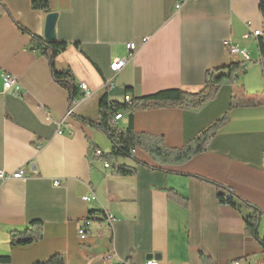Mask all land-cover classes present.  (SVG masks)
<instances>
[{
  "label": "crops",
  "instance_id": "obj_1",
  "mask_svg": "<svg viewBox=\"0 0 264 264\" xmlns=\"http://www.w3.org/2000/svg\"><path fill=\"white\" fill-rule=\"evenodd\" d=\"M32 1L0 0V173L24 171L23 179L0 181V264H35L54 255L64 264H202L201 255L209 264L263 261L262 247L245 233V218L258 210L264 235V57L259 39L243 38L248 28L264 30L261 0H189L178 12L175 0H49V13L57 14L55 40L67 45L55 70L68 71L77 89L70 117L69 92L30 48L31 35L43 38L48 14L33 10ZM225 41L249 60L230 58ZM117 60L125 63L112 72ZM239 62L244 73L203 107L140 110L115 124L181 149L228 112L204 152L181 165H160L140 150L134 161L109 163L133 169L129 176L112 175L94 156L112 145L77 118H98L99 101L110 91L105 80L116 92L130 89L132 99L173 89L197 93L207 71ZM4 75L16 79L20 96L3 90ZM234 94L253 104L228 111ZM110 100L122 103L123 95ZM168 191L186 204L170 200ZM90 193L96 199L83 201ZM220 194L236 206L219 203ZM91 212L95 221L80 240L77 230ZM103 213L114 219L111 227ZM34 221L42 224V239L11 247V233Z\"/></svg>",
  "mask_w": 264,
  "mask_h": 264
},
{
  "label": "trees",
  "instance_id": "obj_2",
  "mask_svg": "<svg viewBox=\"0 0 264 264\" xmlns=\"http://www.w3.org/2000/svg\"><path fill=\"white\" fill-rule=\"evenodd\" d=\"M33 10H39L46 13L50 12L49 0H33L31 2ZM259 10L264 18V0L259 3ZM67 45L57 40L46 41L43 38L32 36L30 41V48L32 51L43 57L49 67V72L52 79L61 87L66 89L70 98L74 99L77 89L74 85V80L68 71L57 72L55 70V61L57 57L63 53ZM258 49L262 57H264V42L262 39L258 40ZM245 71L244 63H230L225 67L213 69L205 73V82L203 87L197 93H188L181 90L173 89L155 93L153 95L132 99L131 102L122 103L111 101L110 98L122 94H130V89H124L121 92L114 90L106 91L101 97L98 105V118L95 121L77 118L80 122L95 128L106 135L110 141L111 151L102 155L100 158L108 163H115L119 160H135L134 155H131V150H140L160 165H181L198 154L204 152L209 141L216 135L221 127L225 125L228 120V112L222 115L215 122L210 124L197 137L187 143L181 149H170L163 143V139L146 134H136L129 126L124 129H118L111 121L115 114L121 113L128 115L129 119L135 111L162 109V108H177L181 110H196L203 107L209 101L213 100L220 87L225 85H234L239 75ZM253 103L251 101H238L237 94L231 97L229 110L237 107H249ZM117 175L129 176L133 175L135 171L125 166H115ZM202 182H207L199 177H194ZM168 198L179 204H186V201L174 192H167ZM219 203H227L235 207L231 197L224 199L220 194L218 195ZM90 214H95L91 212ZM261 218V213L258 210H253L249 216L245 218V233L248 237L256 240L264 252V235H259L258 227ZM42 224L39 221H34L29 224V227L22 232H13L10 235V246H27L38 242L42 239ZM202 264H209V259L200 256ZM35 264H64L63 258L60 255H54L44 262Z\"/></svg>",
  "mask_w": 264,
  "mask_h": 264
},
{
  "label": "built area",
  "instance_id": "obj_3",
  "mask_svg": "<svg viewBox=\"0 0 264 264\" xmlns=\"http://www.w3.org/2000/svg\"><path fill=\"white\" fill-rule=\"evenodd\" d=\"M189 0H175V5H174V9L176 12H178L181 8V6ZM243 38H252V39H262L264 42V30H251V29H247V32L243 35ZM147 39H142V44L146 43ZM223 47L226 50L228 56L230 58H236L238 56H240L244 61L249 60L247 54L242 51L239 50L236 46L232 45L230 41H225L223 42ZM127 51L131 54V57L133 55V53L136 51V46L135 44L131 43L129 45L126 46ZM125 63V60H117L115 62H113L110 65V70L112 72H116L117 70H119V68L121 66H123V64ZM105 90H111L113 87V83L111 80H105L104 84H103ZM10 89H13V92L20 96V88L17 85V81L14 77L10 76V75H4L3 76V90L4 91H8ZM80 90L83 92L84 96H88L89 92L87 90V87L85 84H80ZM123 100L126 103H130L131 102V95H125L123 97ZM76 104V101L74 99H71L70 103H69V107L67 109L66 112V117H69L72 115L73 111H74V105ZM122 118V114L121 113H117L114 115L111 123L112 124H116V122ZM137 150H131V155H135ZM95 157H101L103 155V153L100 150L95 149L93 152ZM104 168L105 169H111V166L108 162H104ZM261 168L264 170V156L261 159ZM110 173L112 175H116L117 171L116 169H111ZM24 177V171L22 169H19L18 171L11 173L9 175H5L4 173H0V181L5 180L6 178H11V179H23ZM96 198L95 196L90 193L86 196L82 197L83 201L86 202H91L94 201ZM96 218V214H88L87 217L81 222L78 230H77V234L80 240H84L88 234V230L89 227L91 226V224L95 221ZM109 227H111L114 219L109 216L106 213L102 214V218H101ZM123 264H127V263H123ZM141 264H158L156 260L154 259H149L147 261H145L144 263ZM230 264H244L241 261H233ZM259 264H264V260L261 261Z\"/></svg>",
  "mask_w": 264,
  "mask_h": 264
},
{
  "label": "water",
  "instance_id": "obj_4",
  "mask_svg": "<svg viewBox=\"0 0 264 264\" xmlns=\"http://www.w3.org/2000/svg\"><path fill=\"white\" fill-rule=\"evenodd\" d=\"M57 19L56 13H48L45 20V27L43 33V39L46 41H53L55 40V22ZM150 258V257H148Z\"/></svg>",
  "mask_w": 264,
  "mask_h": 264
},
{
  "label": "bare ground",
  "instance_id": "obj_5",
  "mask_svg": "<svg viewBox=\"0 0 264 264\" xmlns=\"http://www.w3.org/2000/svg\"><path fill=\"white\" fill-rule=\"evenodd\" d=\"M248 61V60H247ZM70 117V116H69ZM99 158V157H98Z\"/></svg>",
  "mask_w": 264,
  "mask_h": 264
}]
</instances>
